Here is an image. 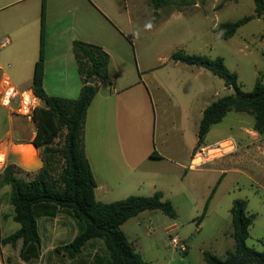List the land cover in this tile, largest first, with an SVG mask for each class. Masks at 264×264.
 <instances>
[{
	"label": "rangeland",
	"instance_id": "obj_1",
	"mask_svg": "<svg viewBox=\"0 0 264 264\" xmlns=\"http://www.w3.org/2000/svg\"><path fill=\"white\" fill-rule=\"evenodd\" d=\"M189 1L191 4L183 8L172 6L159 10H153L148 0H90L91 3L86 6L90 7V18L99 25L100 31L105 28L112 29L115 39L117 41L121 39L123 51L125 50L127 56L124 70L133 81L142 79L145 84L150 85V89L154 90L151 79L147 77L148 73H152L153 80H161L164 84L171 82L167 76L171 73L174 75L176 73H209L200 68L173 62L170 56L180 51L209 59L221 58L227 69L236 72L240 90L245 93L251 92L258 74L264 73V22L261 19H252L240 27L230 40H219L220 31L217 27L221 23L234 22L253 15V0ZM11 2L13 0H3L0 3V39L7 38L11 42V45L0 50V64L10 79L18 81L25 74L19 73L20 66L13 68L9 65L8 67L6 65L9 63L4 62H9L12 58H20L24 52L27 55L30 52L31 41L35 47L33 52H37L42 0H26L9 4ZM54 5L53 3V8ZM64 7L71 8L72 4H65ZM125 10L128 15L125 14ZM104 26L105 28L102 29ZM15 41L25 45V50L14 48ZM178 81L181 80L178 79ZM184 84L183 81L176 86L175 93L168 94L172 103H179V100L185 99ZM207 86H209V92L211 91L210 94L214 92L217 94L214 100L234 93L232 88L229 90L224 88L223 81L218 77H215ZM153 97L155 101L158 96L153 95ZM7 114L9 112L0 105V139L7 128ZM231 115L252 124V117L249 115L238 113ZM11 117L10 134L0 144V156H4V160L0 163V173L7 165H16L6 159L10 147L13 144L29 145L35 133L32 121L17 115ZM155 123V136L157 142L161 143L160 137L166 132L164 123L159 118ZM209 165L193 172H186V177L182 180L171 175L169 181L164 183L168 187L162 191L163 200L171 201L169 202L176 213L174 219L157 210L146 211L130 218L120 226V230L125 234L132 248L140 251L148 264H204L203 252L223 258L224 252L231 251L234 245L232 219L228 210L235 200L247 201V210L254 215L246 245L256 251L263 250L264 159L259 158L254 161L247 156L237 163L236 167L240 169L238 173L225 176L200 171L207 169ZM36 172L37 170L27 171L19 167L17 175L30 180ZM182 189L185 190L183 195L189 202L185 201L181 194L179 195ZM208 197L210 199L207 204V215L199 219ZM114 198L122 200L119 199L121 197ZM194 203L199 208L197 212L192 210ZM58 213H60L58 218L49 220L48 224L64 232L60 237L59 244H61L69 241L76 226L72 224L73 220L66 213ZM12 216L9 188L8 186L0 187V220L5 234L12 232L10 225L14 228L18 227L13 222ZM171 226L175 227V234L189 248L187 253L181 254L168 246L169 237L166 229ZM2 248L7 264H38L41 261L36 260L30 263L20 261L18 257L20 242L15 248L9 246ZM102 249L100 241H90L83 250V258L90 259L93 253L101 252ZM0 256L2 257L1 251ZM53 260L57 264H72L58 255ZM50 262V259H46V263Z\"/></svg>",
	"mask_w": 264,
	"mask_h": 264
},
{
	"label": "crops",
	"instance_id": "obj_2",
	"mask_svg": "<svg viewBox=\"0 0 264 264\" xmlns=\"http://www.w3.org/2000/svg\"><path fill=\"white\" fill-rule=\"evenodd\" d=\"M2 1L0 0V3ZM21 1L26 0H13L9 4ZM45 1L42 87L48 96L65 99H75L78 96L81 84L72 54L73 41L98 45L109 55L110 82L100 86L88 107L83 130V148L96 182L95 199L100 203H111L117 200L114 197L123 199L131 195L150 196L155 192L162 193L168 187L164 183L169 181L171 175L182 180L186 177V172H193L187 170V165L196 148L202 112L209 104L218 99H213L217 94L215 92L210 94L211 91L209 92V86H207L213 82L216 76L202 72L176 73V75L171 73L167 75L171 82L164 84L161 80H153L152 73H148L147 77L154 85V90H152L149 88L150 85L145 84L142 79L133 81L125 73L127 56L125 50L123 51L121 39L117 41L112 29H106L105 26L102 28L105 30L100 31L99 25L91 20L90 7L86 6L91 3L90 0ZM53 3L55 4L54 8ZM68 3L72 4L71 8L64 7ZM125 14L128 15L127 10H125ZM121 38L125 42L122 36ZM13 46L25 50V45L17 41ZM34 48L33 41H31L30 52L27 55L24 52L20 58H12L9 62H4L9 63L6 65L8 67L9 65L13 68L17 65L20 66L21 72L19 73H25L21 80L10 79L0 64L2 75H6L13 87L19 91H32V75L34 64L38 58L39 42L35 53L33 52ZM183 81L186 89L185 99L179 100V103H172L168 94L175 93L176 86L182 84ZM226 89L229 90V88ZM153 95L158 96L155 98L156 102ZM39 105H41L40 100ZM233 113L235 112L228 113L220 123L210 128L204 138L203 145H212L231 137L236 140L239 146L238 152L218 159L210 163L207 169L200 171L225 176L230 173H238L240 169L236 167L237 163L247 156L253 158L254 161L259 158L264 159V137L253 131L252 124L231 115ZM157 118L164 123L166 131L160 137L161 143L157 142L155 136ZM11 121L12 117L7 114V128L0 139V144L10 134ZM184 192L185 190L182 189L179 195L181 194L180 196L188 201L183 195ZM188 199L190 200V198ZM192 208L194 212L199 210L195 203ZM228 211L230 213V207ZM58 214L60 213H57L53 218H38L37 226L41 243V254L38 258L41 261L38 264H48L46 259H50L49 264H57L53 260L57 256L54 249L69 243L77 234V228H75L76 230L69 241L59 244L60 237L64 232L48 224L49 220H56ZM205 215H207V211ZM69 218L71 217L69 216ZM1 222L0 220V239L12 234L18 228L10 225L12 232L5 234ZM71 222L75 224L74 221ZM172 230L175 231L174 226L166 229V234ZM89 244L90 242L84 249ZM2 247L0 246L2 252L0 264H7L4 260ZM5 247L8 248V245ZM227 251L229 250H226L224 254ZM136 252L142 256L140 251ZM95 253L88 259L83 258L82 252L77 260H68V262L90 264ZM145 261L147 262V260Z\"/></svg>",
	"mask_w": 264,
	"mask_h": 264
},
{
	"label": "trees",
	"instance_id": "obj_3",
	"mask_svg": "<svg viewBox=\"0 0 264 264\" xmlns=\"http://www.w3.org/2000/svg\"><path fill=\"white\" fill-rule=\"evenodd\" d=\"M153 10L190 5L189 0H148ZM254 14L234 22L218 25L219 40H228L237 30L254 18L264 22V0H253ZM45 0L41 3L39 52L32 75V92L41 105L34 109L32 122L35 133L32 143L39 149L43 167L35 176L25 180L17 175L19 167L9 164L0 173V187L8 186L12 220L18 228L0 239V246L15 248L20 242L19 260L32 262L41 254L37 219L53 218L64 212L74 221L77 234L67 244L56 247L54 253L69 261L77 260L90 241H100L102 251L95 253L90 264H148L136 252L120 226L130 218L146 211H160L174 219L176 213L161 192L150 196H128L111 203L95 199L94 180L83 148V130L88 107L100 86L109 83V55L98 45L81 41L72 42V54L80 80V91L75 99L48 96L42 87L44 62ZM170 59L177 63L206 70L223 81L225 88L234 93L216 99L202 112L197 132L196 148L202 146L210 128L230 113L252 117V129L264 137V73H259L253 90L242 92L236 72L230 71L221 58L209 59L198 55L173 53ZM94 79L92 85L88 84ZM213 193V191H212ZM208 197L199 219L207 210ZM234 247L223 258L203 252L204 264H264V248L256 251L246 245L254 215L248 213L245 200H235L230 208ZM85 262H82L84 264Z\"/></svg>",
	"mask_w": 264,
	"mask_h": 264
},
{
	"label": "built area",
	"instance_id": "obj_4",
	"mask_svg": "<svg viewBox=\"0 0 264 264\" xmlns=\"http://www.w3.org/2000/svg\"><path fill=\"white\" fill-rule=\"evenodd\" d=\"M10 44L9 39H0V50ZM0 105L4 107L10 116H20L28 121H32L34 109L39 107V99L30 91H19L13 87L6 75L0 77ZM239 146L235 139L227 137L212 145H202L193 150L187 170L196 171L200 168L226 156L237 153ZM168 246L173 250L185 254L187 246L180 239L175 231L167 233Z\"/></svg>",
	"mask_w": 264,
	"mask_h": 264
},
{
	"label": "water",
	"instance_id": "obj_5",
	"mask_svg": "<svg viewBox=\"0 0 264 264\" xmlns=\"http://www.w3.org/2000/svg\"><path fill=\"white\" fill-rule=\"evenodd\" d=\"M93 83L94 79L90 78L88 84L92 85ZM6 159L27 171L39 170L43 167L38 148L32 142L25 146L13 144L7 152Z\"/></svg>",
	"mask_w": 264,
	"mask_h": 264
},
{
	"label": "bare ground",
	"instance_id": "obj_6",
	"mask_svg": "<svg viewBox=\"0 0 264 264\" xmlns=\"http://www.w3.org/2000/svg\"><path fill=\"white\" fill-rule=\"evenodd\" d=\"M4 160V156H0V163ZM2 165V164H1Z\"/></svg>",
	"mask_w": 264,
	"mask_h": 264
}]
</instances>
